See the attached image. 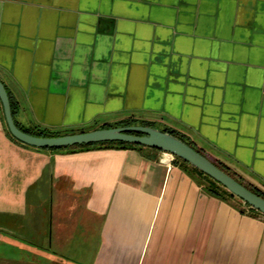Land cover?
<instances>
[{"label": "crops", "instance_id": "1", "mask_svg": "<svg viewBox=\"0 0 264 264\" xmlns=\"http://www.w3.org/2000/svg\"><path fill=\"white\" fill-rule=\"evenodd\" d=\"M0 80L23 128L153 122L264 192V0H0ZM162 154L23 146L0 106V264H264V216Z\"/></svg>", "mask_w": 264, "mask_h": 264}, {"label": "water", "instance_id": "2", "mask_svg": "<svg viewBox=\"0 0 264 264\" xmlns=\"http://www.w3.org/2000/svg\"><path fill=\"white\" fill-rule=\"evenodd\" d=\"M0 101L10 134L17 141L27 146L38 149H64L105 142H124L153 148L161 152L170 153L174 157L184 160L221 184L225 189L248 204L251 208L264 214V198L256 195L233 177L222 171L207 156L202 155L179 138L163 130L149 126L136 125L98 129L59 137H36L23 132L17 126L12 112L9 93L1 80Z\"/></svg>", "mask_w": 264, "mask_h": 264}, {"label": "trees", "instance_id": "3", "mask_svg": "<svg viewBox=\"0 0 264 264\" xmlns=\"http://www.w3.org/2000/svg\"><path fill=\"white\" fill-rule=\"evenodd\" d=\"M9 97H10L12 112H13V116H14L15 106H14V103L12 102L10 95H9ZM0 106L3 110L1 101H0ZM3 113H4V111H3ZM4 120H5V117H4ZM136 125L149 126V127L156 128L155 123H153V122L134 119V118H129L126 120L118 121V122L113 123V124H105V125L93 124V125H89V126L84 127V128L66 129V130H50V129L42 128L40 126H33L31 128L26 129V128H23L22 126L17 124L19 129H21L23 132L30 134V135H33V136H36V137H59V136L88 132V131H93V130H98V129H108V128H116V127L136 126ZM163 131L179 138L180 140H182L183 142L188 144L190 147L195 149L197 152L201 153L202 155H205L203 153V151L200 149H197L194 146L193 142H191L189 140V138H187L186 136H184V135H182V134H180L174 130H170V129H163ZM6 132L13 141H15L16 143H18L20 145L27 146V145L17 141L15 138L12 137V135L10 134V132L7 128V125H6ZM93 149H125V150L130 149V150H137L140 152H143L145 150L161 152V151L153 149V148L129 144V143H124V142H105V143H98V144H92V145L68 147V148H64V149H48V150H56V151L57 150H63V151L69 152V153H77V152L89 151V150H93ZM175 160H176V162L180 163V165L184 168V170L186 172L190 173L195 178H198L200 180L203 188L210 195L217 197V198H219L225 202L232 203V204L235 203L236 199H239L236 196H234L232 193H230L227 189H225L221 184H219L218 182L213 180L211 177L204 174L199 169L193 167L192 165H190L189 163L185 162L184 160H182L180 158L175 157ZM213 163L216 166H218L222 171H224L225 173H227L228 175L233 177L240 184L245 186L247 189H249L250 191H252L256 195L264 198V192H262L256 186L249 184V183H246L237 173L233 172L231 170V168H229L228 166H226L225 164L220 163V162H213ZM240 201L243 202L242 200H240ZM244 205L248 209V214L250 216H252L254 218H259L261 216H264V214H262L261 212L251 208L248 204L244 203ZM240 211L242 214L247 213V211L244 209H241Z\"/></svg>", "mask_w": 264, "mask_h": 264}, {"label": "built area", "instance_id": "4", "mask_svg": "<svg viewBox=\"0 0 264 264\" xmlns=\"http://www.w3.org/2000/svg\"><path fill=\"white\" fill-rule=\"evenodd\" d=\"M175 160V157L170 153L163 152L160 162L162 164L170 166L172 162Z\"/></svg>", "mask_w": 264, "mask_h": 264}, {"label": "rangeland", "instance_id": "5", "mask_svg": "<svg viewBox=\"0 0 264 264\" xmlns=\"http://www.w3.org/2000/svg\"><path fill=\"white\" fill-rule=\"evenodd\" d=\"M158 129H162L161 127H159ZM205 154V153H204ZM206 155V154H205ZM207 156V155H206ZM235 205H237V207H243V208H246V206L244 205L243 202H241L239 199H236L235 200Z\"/></svg>", "mask_w": 264, "mask_h": 264}]
</instances>
